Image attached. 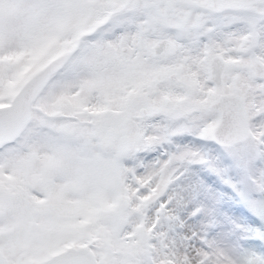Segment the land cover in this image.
<instances>
[{
	"label": "snow or ice",
	"instance_id": "6c2138e0",
	"mask_svg": "<svg viewBox=\"0 0 264 264\" xmlns=\"http://www.w3.org/2000/svg\"><path fill=\"white\" fill-rule=\"evenodd\" d=\"M0 264H264V0H0Z\"/></svg>",
	"mask_w": 264,
	"mask_h": 264
}]
</instances>
